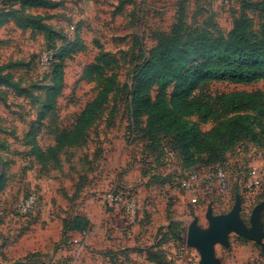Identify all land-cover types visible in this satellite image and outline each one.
Here are the masks:
<instances>
[{"label":"rangeland","instance_id":"1","mask_svg":"<svg viewBox=\"0 0 264 264\" xmlns=\"http://www.w3.org/2000/svg\"><path fill=\"white\" fill-rule=\"evenodd\" d=\"M55 1L62 5L59 12L48 13V32L20 31L10 21L0 24V83L8 87L0 92V264L49 263L51 252H43L66 246L60 220L72 211L74 201L80 199L82 212L101 217L102 198L115 188L121 197L131 195L137 210L129 223L115 205V211H108L115 217L112 231L154 238L158 230L174 227L166 233L180 238L161 247L170 264L198 256L187 247L186 233L193 221L207 230L208 209L213 215L227 214L239 201L241 222L249 228L251 211L264 203V149L245 144L229 152L218 168L226 175L224 189L216 186V170L199 169L202 182L186 193L179 190V181L190 170L177 139L146 121L153 112L149 105L166 110L185 105L189 96L185 92L176 97L175 87L194 69L209 64L212 47L201 44L222 38L244 46L264 38V0ZM191 42L193 51L179 57ZM152 49L157 57L168 53V59L153 61L143 71ZM45 51L55 55L54 66L40 65ZM197 55L207 59L199 61ZM228 55L235 56L225 62L243 63L237 54ZM93 65L102 67L103 79L86 75ZM141 70L144 74L137 77ZM189 84H195L191 96L258 92L264 97V80L230 85L213 76ZM90 105L96 111L82 137L56 154L55 168L41 171L33 145L44 151L55 147L58 135L69 132ZM182 121L201 132L216 125L201 123L200 115ZM34 132L35 139L30 136ZM250 168L263 175L256 189L246 188ZM30 194L36 199L34 211L20 214L16 206ZM84 242L90 245L89 239ZM261 243L230 233L228 247L215 245L214 256L220 264H264V237ZM90 247L80 250L77 263H92ZM62 259L71 261L66 254Z\"/></svg>","mask_w":264,"mask_h":264},{"label":"trees","instance_id":"2","mask_svg":"<svg viewBox=\"0 0 264 264\" xmlns=\"http://www.w3.org/2000/svg\"><path fill=\"white\" fill-rule=\"evenodd\" d=\"M58 7L60 5L50 0H0V24L10 21L13 23L14 28L20 31L48 32L50 31V27L45 22L48 19L47 15L43 17L26 14V9L53 10ZM193 45V42L184 45L183 49L179 51L178 56H188L193 51ZM201 46L212 47V51L208 56L209 64L205 63L201 67L194 69L175 87L176 97L183 95L185 92L186 98L189 96L185 105H172V108L168 110H166L167 108L162 109L163 105H149L148 109L153 112L148 115L146 121L147 125L153 123L156 128H163L169 131V134L175 136L187 170L197 173L201 169L213 168L216 170L224 164L226 155L229 152L237 147H244L245 144H252L260 149H264V97L262 95L258 92H235L228 95H212L209 92H201L198 95L191 96L195 84H189L190 81L195 79L205 82L208 79L211 80L213 76L221 77V81H225L230 85H247L254 80H264V38L259 42L244 46L230 45L224 39L217 38L211 42L208 41L201 44ZM156 50H151L149 63L143 68V71L153 61L163 63L168 59L169 54L166 52L161 53L157 57ZM229 52L237 54L238 59L243 63L231 65L227 63L228 61L225 62L226 59L235 56L228 55ZM45 53L51 57L48 66H54L55 55H51L47 51ZM219 57L222 59L218 63H210ZM196 58L199 61L207 59L204 55H197ZM246 60L253 61L247 63L245 62ZM143 71L141 70V73L137 74V77L138 75L142 76L144 74ZM85 73L88 77L92 76L91 78L94 80L96 78H104V70L100 66L93 65L87 68ZM160 74L156 72L154 76L163 85V79L160 77ZM105 82L106 86L104 85L103 88L106 89L108 80ZM54 83L57 88L61 85L59 67H57L54 76ZM0 86L6 88L5 91L0 92H8V87L4 83H0ZM161 88L159 87L160 92L162 91ZM96 102H93V104ZM95 106L90 105L86 108L69 132L58 135L55 140V147L44 151L36 144L33 145L34 159L41 171H51L52 168H55L59 160L56 158V154L61 152L63 147L73 145L82 137V131L96 111ZM142 106L145 107L146 105ZM161 111H163V115ZM194 115H200L201 123L203 124L211 122L216 123V125L207 132H201L194 125L182 121V119H188ZM227 117L228 120H222ZM36 134L37 132H34L30 136L35 139ZM114 193L117 194L116 188ZM106 208L108 211H115V206ZM33 211L34 209L27 214ZM262 221L264 223V213ZM62 226L63 234L65 232L76 231L85 235L89 230V222L79 217L64 219ZM166 231L174 232V227L169 226L158 230L156 236L153 238L152 245L139 250V252L145 254L147 261H153L157 264H170L165 259L166 254L162 251L161 247L166 243L172 242L171 240L173 239L178 240L180 237L176 233L173 236L171 233H166Z\"/></svg>","mask_w":264,"mask_h":264},{"label":"crops","instance_id":"3","mask_svg":"<svg viewBox=\"0 0 264 264\" xmlns=\"http://www.w3.org/2000/svg\"><path fill=\"white\" fill-rule=\"evenodd\" d=\"M50 1L55 2L58 5H62L59 1ZM59 10L60 7L53 10L26 9V14L40 15L44 17L48 15V13H57ZM45 22L47 23V21ZM105 196L102 198V204L105 202ZM79 201L80 199L74 201L72 211L69 212L68 215L62 217L60 220L61 236L66 246H60L57 249L52 247L51 250L43 252V254H48L46 252H51V260L46 264H157L153 261H147L145 254L143 252H139V250L152 245L153 238H150L149 236L147 238H143V236L130 237L129 235L123 233H115L112 231V225H114L113 222L115 217L108 212L105 204H103L104 209L101 217H93L88 213L82 212L80 208H78V206H81ZM75 217L87 220L89 222V230L85 233V235L76 231L65 232L63 234V220L72 219ZM85 239H89L90 241L91 247L89 249V260H91L92 263H77L76 257L81 252L80 250L84 248L87 249L90 246L85 244ZM65 254L69 255L71 261L68 262L65 261V259H62V256ZM33 264L42 263L35 262Z\"/></svg>","mask_w":264,"mask_h":264},{"label":"water","instance_id":"4","mask_svg":"<svg viewBox=\"0 0 264 264\" xmlns=\"http://www.w3.org/2000/svg\"><path fill=\"white\" fill-rule=\"evenodd\" d=\"M264 211V203L256 206L249 217V228L240 219V202L236 201L231 211L227 214L213 215L208 209L205 217L208 222L207 230L202 231L193 221L186 233L187 247L198 252L199 264H220L214 256V246L220 244L228 247V235L230 233L262 245L264 237L261 213Z\"/></svg>","mask_w":264,"mask_h":264},{"label":"built area","instance_id":"5","mask_svg":"<svg viewBox=\"0 0 264 264\" xmlns=\"http://www.w3.org/2000/svg\"><path fill=\"white\" fill-rule=\"evenodd\" d=\"M51 57L46 53H43L40 57V65L43 67L48 66ZM6 88L0 86V91H5ZM263 175H261L260 171L257 168H250L246 172V188L248 189H256L260 186L263 180ZM226 175L225 173L220 170L216 169V186L218 189H224L226 185ZM202 182L201 177L195 171H190L184 175V177L179 181V190L182 192H192L197 186ZM115 189L109 192L105 196V206L112 208L115 205H120V209L126 216V219L129 223H133L136 217V204L134 198L129 195L128 197H121L119 194L114 193ZM35 195L30 194L26 199L19 202L16 206V210L23 215H26L29 211L33 210L36 203H35ZM183 264H199V258H193L189 260V262Z\"/></svg>","mask_w":264,"mask_h":264}]
</instances>
